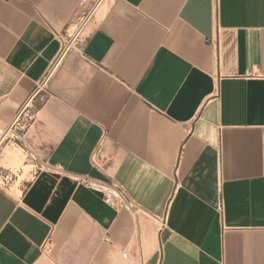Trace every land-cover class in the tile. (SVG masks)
<instances>
[{"label": "crops", "instance_id": "obj_1", "mask_svg": "<svg viewBox=\"0 0 264 264\" xmlns=\"http://www.w3.org/2000/svg\"><path fill=\"white\" fill-rule=\"evenodd\" d=\"M95 1L0 0V264H264V0H103L56 66Z\"/></svg>", "mask_w": 264, "mask_h": 264}, {"label": "built area", "instance_id": "obj_2", "mask_svg": "<svg viewBox=\"0 0 264 264\" xmlns=\"http://www.w3.org/2000/svg\"><path fill=\"white\" fill-rule=\"evenodd\" d=\"M102 1L103 0H96L92 9L89 10L83 16L81 23L79 24L78 28L73 33H71L70 35L67 36V38L65 40V45H64L63 49L61 50V52H60V54H59V56L55 62L56 66L58 65V63L60 62L62 57L71 49V47L73 45L80 43L81 41L84 40V38H85L84 29H85L87 23L92 19L96 8L99 6V4ZM56 66H55V68H56ZM51 76H52V70L43 79V81L40 85L41 88H44L48 84ZM14 136H17L16 141L23 143V144L26 143L22 135L14 134ZM93 162L95 164H97L96 155H94V157H93ZM80 180L83 184L87 185L90 188L96 189V190H103V189L107 188V186L100 184V183H96V182H94L90 179H87V178H80ZM111 189H113L115 191V195L122 201V203L124 205H127L130 208H134L133 202H129V200L127 199V195L125 194V192L123 191V189L120 186L115 184V185H113V187H109V190H111Z\"/></svg>", "mask_w": 264, "mask_h": 264}, {"label": "rangeland", "instance_id": "obj_3", "mask_svg": "<svg viewBox=\"0 0 264 264\" xmlns=\"http://www.w3.org/2000/svg\"><path fill=\"white\" fill-rule=\"evenodd\" d=\"M21 124H22V119L16 124L15 128L13 129V131H19L20 128H21ZM17 153H14V160L19 159L20 163L23 162L24 160H26L25 156L22 155L20 151H17ZM7 167L13 168V171H14L13 173H17V170H18L19 166H7ZM20 167H23V166H20ZM24 169H25L26 174H28V173H30L33 170V167L32 166H28V167H25ZM13 181H14L13 177L9 176V178L7 180H4L1 177V175H0V185H2V186H10L11 184L14 183ZM16 190H17V184H13L12 191L16 192Z\"/></svg>", "mask_w": 264, "mask_h": 264}, {"label": "bare ground", "instance_id": "obj_4", "mask_svg": "<svg viewBox=\"0 0 264 264\" xmlns=\"http://www.w3.org/2000/svg\"><path fill=\"white\" fill-rule=\"evenodd\" d=\"M10 156H12L14 158V153H10ZM17 160V159H16Z\"/></svg>", "mask_w": 264, "mask_h": 264}]
</instances>
